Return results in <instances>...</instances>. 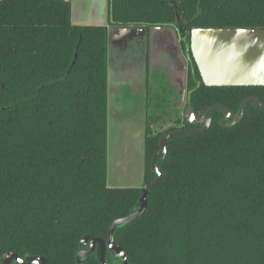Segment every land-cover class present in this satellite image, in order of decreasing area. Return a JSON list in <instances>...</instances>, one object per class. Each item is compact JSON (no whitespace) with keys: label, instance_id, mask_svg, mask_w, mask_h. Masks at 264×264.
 Returning a JSON list of instances; mask_svg holds the SVG:
<instances>
[{"label":"trees","instance_id":"obj_1","mask_svg":"<svg viewBox=\"0 0 264 264\" xmlns=\"http://www.w3.org/2000/svg\"><path fill=\"white\" fill-rule=\"evenodd\" d=\"M109 15L179 27L187 48L192 28H264V0H109ZM186 88L196 115L214 104L236 113L250 96L264 103V86H205L195 63ZM222 117L167 142L145 211L115 231L129 264H264V111L249 104L228 127ZM180 126L146 129L145 185L159 137L192 127ZM142 189L107 185L105 28L73 24L65 0H0V258L76 264L81 239H106ZM84 264L101 263L93 253Z\"/></svg>","mask_w":264,"mask_h":264},{"label":"water","instance_id":"obj_2","mask_svg":"<svg viewBox=\"0 0 264 264\" xmlns=\"http://www.w3.org/2000/svg\"><path fill=\"white\" fill-rule=\"evenodd\" d=\"M188 50L205 86H264V28H192ZM178 51H180L179 46ZM187 56L189 57L188 53ZM185 104L187 106L184 110V118L196 127L179 128L165 132L159 137V148L150 161V169L155 173V178L148 185L143 183L141 195L132 212L111 222L106 239L91 236L81 239L80 247L75 254L76 264H84V259L93 253L101 264H109L106 259L107 250L119 264H129L124 249L114 240L115 231L140 217L145 211L149 192L161 177L157 159L165 157L166 144L169 140L184 134L204 132L210 127L215 111L222 113L223 119L219 123L225 127L240 122L249 104L264 111V103L257 97L250 96L241 101L236 113H232L222 104H214L200 116H196L192 106L185 102L184 85L181 107ZM12 263L46 264V258L32 256L24 259L14 252H7L0 258V264Z\"/></svg>","mask_w":264,"mask_h":264},{"label":"crops","instance_id":"obj_3","mask_svg":"<svg viewBox=\"0 0 264 264\" xmlns=\"http://www.w3.org/2000/svg\"><path fill=\"white\" fill-rule=\"evenodd\" d=\"M70 4V19L75 25L81 26H101L106 28L107 32V127H110L116 121L118 125H130L132 128L135 124H139L142 128L145 126L144 114L151 109L152 114L159 112L157 107L168 106L171 108L173 104H163L159 106L156 102L147 101L145 90H139L134 93L125 92L117 88L111 89V85L117 84L122 79L125 80L131 73L132 67L140 68L141 78H144L142 73L147 70L145 64L148 58V50H151V59L157 61L159 58L162 62H157L156 66H160L161 70L168 72L167 66L169 64L179 68V57L177 55L178 38L175 30L166 26H121L110 23L109 15V0H65ZM149 50V51H150ZM181 54V52H180ZM175 57V58H174ZM174 59V60H173ZM170 62V63H169ZM143 68V69H142ZM167 75V74H166ZM140 79L136 77V82ZM167 81H170V73L167 76ZM116 80V81H115ZM119 80V81H118ZM185 82V81H184ZM112 83V84H111ZM185 85V83H184ZM158 105V106H157ZM174 112V121L180 119L182 115L181 98L179 97ZM125 111L132 113H140L141 118L134 123L130 119L124 117L114 120V115ZM171 123V122H170ZM135 141L139 139L142 141V155L144 158V138L146 127L142 129L141 136L138 133ZM141 137V138H140ZM109 140V131H108ZM111 156V166H117L119 159ZM144 166L145 158L142 159L140 170L134 173H126L123 181L129 182L130 186L141 187L144 183ZM122 180V178L120 177ZM119 179V180H120Z\"/></svg>","mask_w":264,"mask_h":264},{"label":"rangeland","instance_id":"obj_4","mask_svg":"<svg viewBox=\"0 0 264 264\" xmlns=\"http://www.w3.org/2000/svg\"><path fill=\"white\" fill-rule=\"evenodd\" d=\"M149 50L148 58L145 61L147 70L145 73H142L144 74V78L140 79V68L133 66L127 78H125V80L122 79V82L118 80L119 82L117 84L111 85V89L117 88L132 93L145 90L147 101L156 102L159 106L168 103L173 104V106L171 108L168 106H164V108L157 107L156 109H160V111L155 114H152L149 108L144 114L145 126L143 128L139 124H135L133 128L130 125L116 126V121L113 122L110 127H107V185L110 187H136L130 186V183L123 181V179L126 173L132 172L134 173L133 175H135L140 170L142 159H144L142 155V141L140 139L138 141L134 140L137 138V126L139 128L138 133L141 136L142 129L145 127L152 133H157L170 126L179 125L181 122V119L174 121V112L176 110L174 104H176L179 97H182L185 83V64L180 51L177 49V55L179 57V61L177 62L179 68H176L173 63L167 66V69H170L168 70V72L170 71V81H167L166 78L169 73L166 72V75L165 71L161 70L160 66H156L159 65L156 63L162 62V60L159 58L155 61L154 57L151 59V50ZM136 77L140 79L138 82H136ZM113 117L114 120H116L115 117L117 120L122 117L125 119L131 118L135 123L137 119L139 120L141 118V114L125 111ZM110 154H113L114 158L117 157L119 159L117 166L113 164L111 166L112 158L111 156L109 157Z\"/></svg>","mask_w":264,"mask_h":264},{"label":"flooded vegetation","instance_id":"obj_5","mask_svg":"<svg viewBox=\"0 0 264 264\" xmlns=\"http://www.w3.org/2000/svg\"><path fill=\"white\" fill-rule=\"evenodd\" d=\"M110 23H111V21H110ZM129 26H131V25H129ZM137 26H143V25H137ZM166 27H170L173 30H175V32L177 34V38H178V45H179V49H180V52H181V57H182L183 61H185V63H184L185 64V67H184V69H185V102L187 103L188 102V94H189V91L186 88L187 70H188V67L189 66L190 67H193L194 61H193V59H192V57H191V55L189 53V50L187 51V48L185 47V40H186L185 39V33L182 32L179 27H175L173 25L166 26ZM105 30H106V28H105ZM106 34H107V32H106ZM187 53L189 54V57L187 56ZM186 106H187V104L183 105V107H182V115L180 116L181 122L179 123V125H174V126H180L181 125L180 127H182V125H183L184 122L188 123L186 121V119L184 118V110H185ZM196 116H200V115H196ZM222 119H223V117H222ZM222 119H220V120H222ZM189 125H191L192 127H188V128L196 127L193 124H189Z\"/></svg>","mask_w":264,"mask_h":264}]
</instances>
